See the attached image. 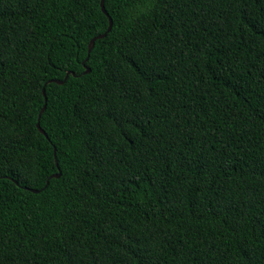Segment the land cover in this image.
Instances as JSON below:
<instances>
[{"label": "trees", "instance_id": "trees-1", "mask_svg": "<svg viewBox=\"0 0 264 264\" xmlns=\"http://www.w3.org/2000/svg\"><path fill=\"white\" fill-rule=\"evenodd\" d=\"M101 2L0 0V264H264V0Z\"/></svg>", "mask_w": 264, "mask_h": 264}, {"label": "water", "instance_id": "water-1", "mask_svg": "<svg viewBox=\"0 0 264 264\" xmlns=\"http://www.w3.org/2000/svg\"><path fill=\"white\" fill-rule=\"evenodd\" d=\"M101 7H102V10L109 16V14H108V12H107V10H106V8H105V3H104V0H102V2H101ZM112 28V20H111V18H110V25H109V28H108V30L105 32V33H102V34H99V35H97V36H95L92 40H91V42H90V44H89V50H91L92 48H93V46H94V44H95V41L98 39V38H101V37H104L105 35H106V33L107 32H109L110 31V29ZM90 69H86V72H88ZM69 76V73L66 75V78L65 79H67V77ZM53 81H55V82H58V83H63L65 80H57V79H55V80H53ZM44 94H45V89H44ZM44 108H45V106L43 107V109H42V111L44 110ZM38 128L40 129V131L42 132V133H45V131H44V129L41 127V125H40V123L38 122ZM56 177H58L59 175H60V173H57V174H54ZM47 184H48V182H47ZM34 192H38V191H40V190H38V189H32Z\"/></svg>", "mask_w": 264, "mask_h": 264}]
</instances>
